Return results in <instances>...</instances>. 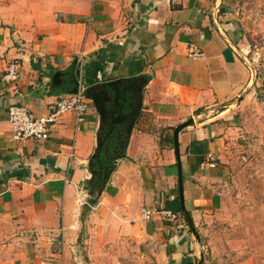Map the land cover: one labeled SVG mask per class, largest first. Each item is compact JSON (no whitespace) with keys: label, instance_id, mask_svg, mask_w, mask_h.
<instances>
[{"label":"crops","instance_id":"crops-1","mask_svg":"<svg viewBox=\"0 0 264 264\" xmlns=\"http://www.w3.org/2000/svg\"><path fill=\"white\" fill-rule=\"evenodd\" d=\"M224 3L0 0V264L196 263L199 241L181 213L175 127L195 117L179 142L185 203L200 226L219 201L220 174L201 164L223 151L235 131L231 106L252 99L259 77ZM193 45L202 57L189 55ZM13 61L20 64L16 80L6 77ZM79 69L83 87L148 80L126 154L102 192V182L89 183L99 128L93 104L79 125L75 113L64 114L45 141L14 138L9 121L13 105L48 114ZM57 70L61 86L50 84ZM144 207L177 218L145 220Z\"/></svg>","mask_w":264,"mask_h":264},{"label":"rangeland","instance_id":"rangeland-1","mask_svg":"<svg viewBox=\"0 0 264 264\" xmlns=\"http://www.w3.org/2000/svg\"><path fill=\"white\" fill-rule=\"evenodd\" d=\"M238 23L247 65L259 74L254 96L232 104L234 132L217 158V198L208 220L197 226L203 264H264V0H224ZM234 119V120H233Z\"/></svg>","mask_w":264,"mask_h":264},{"label":"water","instance_id":"water-1","mask_svg":"<svg viewBox=\"0 0 264 264\" xmlns=\"http://www.w3.org/2000/svg\"><path fill=\"white\" fill-rule=\"evenodd\" d=\"M224 57L227 61L231 62L234 60L233 52L230 48H226L223 51ZM76 68L77 59L74 61ZM64 73L57 70L53 73L50 84L61 86L63 81ZM80 69L73 72L70 77V83L73 85L66 94H76L81 87V80L79 78ZM147 78L144 76H136L131 78H118L113 80H108L105 82H98L91 84L89 86L83 87V92L85 96L92 102L95 106L99 115V128L96 131V146L94 152L89 158V167L91 168L94 164V159L100 156L101 150L105 145L107 137L112 132L116 124L123 126V135L121 139L119 148L116 150L115 154L112 155V164L106 168L105 174L102 178L101 192L105 189L107 182L110 178L111 173L115 169L118 161L123 158L126 154V148L129 143L133 128L141 114V109L143 106V89L147 83ZM241 99V98H240ZM111 121L110 127L104 135V129L108 122ZM196 123L195 117L191 116L184 122H181L175 127L174 130V148L178 167V187L180 194L181 210L184 218L186 219L190 229L197 237L198 241L201 243V235L196 227L193 216L188 210L185 203L184 195V177H183V166L181 158V148L179 142L180 132L186 127ZM87 186L85 189L87 190ZM100 192V193H101ZM90 200L89 202H96ZM86 201V204L89 203ZM204 252H201L198 264H203Z\"/></svg>","mask_w":264,"mask_h":264},{"label":"built area","instance_id":"built-area-1","mask_svg":"<svg viewBox=\"0 0 264 264\" xmlns=\"http://www.w3.org/2000/svg\"><path fill=\"white\" fill-rule=\"evenodd\" d=\"M189 55L192 58H200L203 52L196 46H191ZM6 77L16 80L20 76V64L16 61L10 62L6 69ZM81 72V70H80ZM92 102L85 96L83 85L76 94H66L61 97L56 106L45 115H37L25 105H13L9 108V121L13 128V136L18 140L34 139L45 141L51 137L54 126L60 118L69 112L76 115L77 124H81L85 120V116ZM217 158L214 153H209L207 158L202 162L201 167H216ZM82 204L84 202H81ZM157 214L177 218V214L170 210H159L142 208V218L145 220L151 219ZM117 264H122L118 262Z\"/></svg>","mask_w":264,"mask_h":264},{"label":"flooded vegetation","instance_id":"flooded-vegetation-1","mask_svg":"<svg viewBox=\"0 0 264 264\" xmlns=\"http://www.w3.org/2000/svg\"><path fill=\"white\" fill-rule=\"evenodd\" d=\"M111 121L108 122L104 129V135H106ZM124 137L123 135V126L116 124L113 128L110 135L107 137L105 145L103 146L100 156L94 159V164L92 165V170L94 171V176L90 180V185L95 188L99 187L102 178L105 174L106 168L112 164V155L115 154L116 150L119 148L121 139Z\"/></svg>","mask_w":264,"mask_h":264},{"label":"trees","instance_id":"trees-1","mask_svg":"<svg viewBox=\"0 0 264 264\" xmlns=\"http://www.w3.org/2000/svg\"><path fill=\"white\" fill-rule=\"evenodd\" d=\"M196 144V143H195ZM199 145H201L202 143H198ZM181 213H182V210H181ZM183 216V215H182ZM184 218V217H183ZM186 221V220H185ZM186 223H187V221H186ZM187 225H188V223H187ZM192 231V230H191Z\"/></svg>","mask_w":264,"mask_h":264}]
</instances>
